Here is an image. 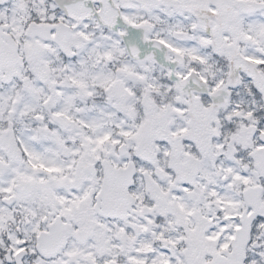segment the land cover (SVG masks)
Masks as SVG:
<instances>
[{"label":"snow or ice","instance_id":"obj_1","mask_svg":"<svg viewBox=\"0 0 264 264\" xmlns=\"http://www.w3.org/2000/svg\"><path fill=\"white\" fill-rule=\"evenodd\" d=\"M0 264H264V0H0Z\"/></svg>","mask_w":264,"mask_h":264}]
</instances>
